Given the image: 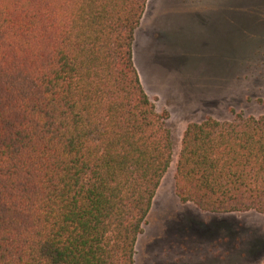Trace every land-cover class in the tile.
I'll return each mask as SVG.
<instances>
[{"label": "trees", "instance_id": "1", "mask_svg": "<svg viewBox=\"0 0 264 264\" xmlns=\"http://www.w3.org/2000/svg\"><path fill=\"white\" fill-rule=\"evenodd\" d=\"M148 1L0 0V264H135L174 157L134 60ZM175 187L264 214V115L190 123Z\"/></svg>", "mask_w": 264, "mask_h": 264}, {"label": "rangeland", "instance_id": "2", "mask_svg": "<svg viewBox=\"0 0 264 264\" xmlns=\"http://www.w3.org/2000/svg\"><path fill=\"white\" fill-rule=\"evenodd\" d=\"M134 60L174 141L135 264H261L264 214L213 213L176 193L184 131L209 117L264 115V0H149Z\"/></svg>", "mask_w": 264, "mask_h": 264}]
</instances>
